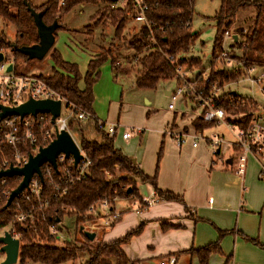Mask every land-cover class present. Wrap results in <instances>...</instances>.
I'll list each match as a JSON object with an SVG mask.
<instances>
[{
	"label": "trees",
	"instance_id": "16d2710c",
	"mask_svg": "<svg viewBox=\"0 0 264 264\" xmlns=\"http://www.w3.org/2000/svg\"><path fill=\"white\" fill-rule=\"evenodd\" d=\"M193 1L142 0V5L146 7L144 15L148 25H142L131 36L127 32L123 36L128 20H134L137 14L129 0L118 7H115L117 0H64L62 5L58 0H48L37 7L32 6L31 0H0L1 27L12 25L15 29L12 40L8 38L2 28L0 29V51L10 53L14 65L18 59L24 62L30 61L26 55L19 53L18 49L32 47L39 41L34 19L28 8H31L36 14L42 15V23L45 26L55 25L54 35H56V32L62 29L59 20L72 7L100 3L96 9L95 17L99 18L98 21L102 18L110 20V24L114 28L113 38L100 46L95 56L89 60L84 74H81L77 64L63 60L59 52L53 51L50 55L54 65L51 74L38 76L63 99L94 116L86 121L72 118L68 125L69 131L75 136L81 150L90 161V167L81 182L66 185L63 195L55 193L54 196L53 188L45 185L44 188L47 192L43 196V200L48 202L47 207L41 212L33 209L30 219L28 218L25 223L14 220L16 207L20 205L27 211L36 205V201H31L27 205L21 202L20 197H17L6 207L10 193L17 188L21 179L18 177L0 179V230L8 228V233L17 236L20 242L18 252L20 264L74 262L80 252H84L87 256L83 264H138L137 261H132L126 256L123 246L131 238L141 233L143 224L118 240L106 243L100 241L96 244L93 241H88L82 234L81 242L57 247L56 237L48 233V226L57 227L56 221L60 222L65 215H74L77 224L91 219L90 207H97L103 200H110L112 206L114 205L113 199L117 198L140 200L141 197L136 188L137 181L150 185L160 202L179 203L184 205L185 211H188L180 196L172 192L161 191L156 185V174L162 148L158 153L156 173L150 177L144 174L136 164H133L132 160L125 156L120 149L116 148L114 138L108 136L100 128L99 119L96 118L93 110V87L99 78L100 68L107 61L110 62L111 67L118 63L119 56H113L118 53L120 48L125 50L123 54L127 59L133 53L134 83L141 90H155L160 84L173 80L176 66L189 68L187 70L192 68L204 71L205 68H202L199 59L182 57L189 52L196 37L191 26ZM253 6L258 13L263 11L264 0L259 2L221 0V6L216 16L218 32L216 44L217 41H223L225 33L236 36L235 43L238 48H243V56L235 57L231 51H228V56L242 63L244 67L263 68L264 38L262 35L264 32L258 29L257 25L249 30L237 27L231 31V25L237 14L241 11L245 12ZM258 15L260 16V14ZM126 36L130 38H126ZM240 37L243 38V42L238 45ZM111 40L112 43H110ZM123 54L120 53V55ZM216 55L214 50L213 58ZM208 70V82L204 87L207 92L212 86L223 89L226 84L237 81L243 76V71L239 67L218 68V64L214 62L210 63ZM201 74L202 72L197 75L196 79H199ZM216 106L224 110L227 121L238 125L243 121H248L250 112L254 109V103L250 99L239 98L236 93L232 92L222 93L216 100ZM207 126L202 123L201 117L192 122V128L195 131ZM225 166L229 168L228 165ZM2 167L0 163V171ZM105 233L106 231L103 235ZM217 250L218 246L215 242L200 249H190L187 252L191 256L197 257L201 264H207L208 257Z\"/></svg>",
	"mask_w": 264,
	"mask_h": 264
},
{
	"label": "rangeland",
	"instance_id": "374dc122",
	"mask_svg": "<svg viewBox=\"0 0 264 264\" xmlns=\"http://www.w3.org/2000/svg\"><path fill=\"white\" fill-rule=\"evenodd\" d=\"M47 1L48 0H31V4L33 7H37ZM248 1L259 2L260 0ZM99 4L100 3L84 4L72 7L59 20V24H61L62 29L56 32L53 46L43 59L30 60L28 62L18 59L14 65V71L18 74L28 76H49L52 72V68H54L50 55L53 51H57L62 56L63 60L69 63L77 64L80 72H85L88 61L95 56L100 46L106 44L107 40L113 38L114 35V28L111 26L110 20L102 18L98 21L99 18L95 17V12ZM220 6L221 0L193 1L191 26L193 31L196 33V37L189 52L182 55V57L187 59H199L201 61L202 68L205 69H203L204 71L193 70L192 68L187 70L189 68L186 69L184 66L181 67L182 71L186 74V77L190 79V81L201 72L204 77L208 75V67L211 62L217 63L218 68L223 67L225 69H232L237 66V60L233 59L231 64H226L224 60L218 59L220 50H224L227 53L228 51H231L235 57L243 56V48H238L233 39H224L222 42L217 41L216 44V40H218L216 16L219 12ZM258 14H260V16ZM142 25V23H138L132 19L128 20L125 27L126 31H124L123 36L126 35V32L131 36ZM256 25L258 29L264 32V9L258 13L253 6L251 9L245 12L241 11L237 14L236 19L231 25V31L237 27L249 30ZM1 26L2 25H0V29L2 28V30L6 32L8 38L12 40L15 32L14 27L12 25H8L6 27ZM262 37L264 38V34ZM126 38L130 37L126 36ZM242 42L243 38L240 37L238 45ZM110 43H112V40ZM214 50L217 55L213 58ZM117 52L118 53L113 56H119L117 59L118 63L114 66L117 69L116 75L111 70V64L109 61H107L100 68L99 78H97L95 86L93 87V110L96 118L100 121H103L105 116H108V121L119 120V124L133 127L134 135L132 139L125 144L121 140V131H119L117 136L114 137V146L119 148L122 152H126L128 155L132 156L133 159L139 158L140 162L143 160L144 166L153 168L157 164L158 153L161 149L160 145L162 143L160 138L155 137L156 132L162 131L165 127V132L171 134L173 139L177 138L178 135L190 134L189 129L187 128L181 132H174L172 129L173 126L168 127L167 125L163 127L166 120L170 117V114H168L167 111L170 99L165 96V91L174 92L176 89V83L174 80H171L160 84L155 90H141L137 88L134 83L135 71L132 68V65H134L132 57L133 53H131L130 57L127 59L123 54L125 53L124 49L120 48ZM120 53L123 55H120ZM7 54L9 55L8 52ZM227 58L231 59L228 54ZM256 70L255 74H258L260 71H264V67H257ZM225 92L236 93L239 98L255 100L261 107L260 112L264 114V97L261 96L258 86L251 85L244 76H241L237 81L226 84L223 89L219 88L217 95H221ZM148 101L150 102L148 103ZM173 107L174 110L172 113L181 115V119L188 121L186 116H194L191 119V122L189 121L191 128L192 122L200 117V112L202 111L200 109L201 107L195 100L185 99L184 97H179ZM207 125L208 126L206 128L193 131V133H199L203 136V139H198L196 141L197 146L207 145L210 149L205 138H209L213 134L222 136L225 144L220 147V153L223 159L229 157L230 160V157L233 156V148L230 146V144L234 141L232 134L223 124ZM74 140L78 143L75 136ZM189 145H192V140L186 139L181 146L182 148H188L190 147ZM161 152L163 153V148ZM136 188L138 193L144 196L143 198H145V196L147 197L151 191L150 185L142 184L138 181L136 182ZM127 200L134 201L138 205L142 204V198L140 200L128 198ZM120 201L122 200L118 198L115 200L116 208L118 210L122 208L123 205L129 204L128 201H125V204ZM117 209L115 210L118 211ZM90 217L91 219H86L81 224H77V219L74 215H65L62 220L57 223L56 228L58 236L56 237L55 243L57 247H64L66 244L74 242H81L83 240V232L95 234V239L93 240L94 244L102 241L103 233L108 231L107 229H109V227L107 228L104 225V218L102 217L99 208L92 212ZM80 227H82V230H80ZM5 232H8V228L1 229L0 236H2ZM86 258V254L84 252H80L74 262H65L61 264H83ZM3 261L4 255L0 253V264H2ZM151 261L152 263L149 262L148 264L159 263V260L157 259ZM14 264H20V262L17 260ZM26 264L41 263L27 262Z\"/></svg>",
	"mask_w": 264,
	"mask_h": 264
},
{
	"label": "crops",
	"instance_id": "0c3cea01",
	"mask_svg": "<svg viewBox=\"0 0 264 264\" xmlns=\"http://www.w3.org/2000/svg\"><path fill=\"white\" fill-rule=\"evenodd\" d=\"M111 70L116 75L117 69L111 67ZM169 94L170 91H165L166 97L169 98ZM173 110L167 107L170 117L163 127L173 126L174 132L187 128L189 135H193L189 121L194 116H186V121L181 115L173 114ZM103 121L119 125L115 136L119 131L122 135L127 129H133L129 139L121 137L125 144L132 139L133 127L121 125L119 120L108 121V116ZM155 137L161 139L159 143L163 148L156 185L161 191L180 196L188 211L179 203L160 202L136 212L134 201L121 199L120 202L129 204L118 210L114 202V209L122 213V217L107 229L102 242L118 240L143 224L141 233L123 246L126 256L138 264L152 263L154 259L160 262L167 256H173L176 264H201L187 251L215 242L218 250L208 257L207 264H264V181L258 179L255 161L249 159L245 175L238 177L225 166L229 157L223 159L220 153L218 158H213L207 145L182 148L165 132V127L156 132ZM122 153L133 159L126 152ZM134 160L144 174L155 175L156 166L148 168L143 160ZM139 196L144 197L140 193ZM209 198L213 199L212 203Z\"/></svg>",
	"mask_w": 264,
	"mask_h": 264
},
{
	"label": "built area",
	"instance_id": "2783aa9c",
	"mask_svg": "<svg viewBox=\"0 0 264 264\" xmlns=\"http://www.w3.org/2000/svg\"><path fill=\"white\" fill-rule=\"evenodd\" d=\"M58 1L60 5L64 2V0ZM126 1L117 0L115 7L124 5ZM129 1L137 11L134 21L147 26L148 24L144 15L146 7L142 5V0ZM224 39H233V35L225 33ZM0 53H2L3 57L0 62L1 106L15 108L29 99L60 102L59 116L54 121L50 114H38L35 117L28 115L22 119L12 116L0 120V163L3 166L2 171L9 167H23L31 156H35L39 152V149L48 146L63 131L68 132L74 140V136L68 128L69 121L72 118L86 121L94 118V116L63 99L38 76L16 73L14 71L12 55L10 53L8 55L3 51H0ZM218 59L224 60L226 64L233 62V59L227 58V52L224 50L220 52ZM236 62L237 66L233 68H241L243 76L251 85H257L261 96L264 97V71L255 74L257 67H244L242 63ZM10 65L11 71L8 72L7 68ZM196 77L190 81L181 67H175L173 80L176 83V89L169 94L170 104L168 105V109H174L173 105L179 97L195 100L201 107L202 112L200 117L203 123L212 125L223 124L232 134L234 141L230 144L233 148V156L230 157L231 163L229 165L231 172L238 177H243L248 159L252 158L259 169L258 179L264 181V114L260 112L261 107L255 100L250 99L254 103V109L250 112L249 120L243 121L239 125L233 124L226 120L224 110L216 106V100L220 96V94L217 95L219 88L212 86L207 92L204 87L205 83L208 82V75L204 77L202 74L199 79H196ZM241 102L244 103L245 101ZM98 124L112 138L115 137L116 131L120 128L115 123H107L100 120H98ZM132 131V129L124 131L121 135L122 139H129ZM186 139L192 140V147L196 148V141L203 139V136L199 133L178 135L174 140L178 146H181ZM205 140L211 149V155L214 158H218L220 156V147L225 144L222 136L213 134L209 138H205ZM75 144L82 155V159L78 165H74L72 157L66 158L63 154H60L56 158V168H53L49 163L43 164L40 168V176L33 175L28 187L18 196L21 202L28 205L31 201H36V205L27 211L22 209L20 205H17L14 215L16 222L25 223L28 218L30 219L33 209L41 212L47 207L48 202L43 200V196L47 192L44 188L45 185L53 188L54 196L55 193L63 195L65 194L67 184L74 185L84 179L85 173L90 167V161L86 158L79 144L76 142ZM113 200L115 202L116 199ZM212 202L213 199L209 198V203ZM157 203H160V201L154 192H152L147 198H142V204L138 205L136 203L135 211L139 212ZM98 208L101 211L104 225L107 228L112 227L122 217V213L114 209V205L110 204V200H103L97 207L91 206L89 212L92 213ZM48 233L55 237L58 236L57 228L51 225L48 226ZM12 237L17 239L16 235H12ZM158 264H176V259L173 256H167Z\"/></svg>",
	"mask_w": 264,
	"mask_h": 264
},
{
	"label": "water",
	"instance_id": "95a60500",
	"mask_svg": "<svg viewBox=\"0 0 264 264\" xmlns=\"http://www.w3.org/2000/svg\"><path fill=\"white\" fill-rule=\"evenodd\" d=\"M33 19L34 25L39 37L38 44L32 47H25L18 49V52L24 54L30 60H41L48 53L53 46L55 40L56 26H45L42 23V15L36 14L31 8H28ZM233 40L236 41L237 37L233 36ZM2 53H0V62L2 61ZM7 71H11V65L8 66ZM60 102L51 100H32L29 99L25 103L15 108L3 107L0 105V120L16 116L22 119L25 116L31 115L32 117L38 114H50L54 121L59 116ZM63 154L66 158L72 157L74 165L82 159V155L79 152L71 135L63 131L57 135L48 146L39 149V152L35 156H31L28 162L23 167H9L6 170L0 171L1 178L18 177L21 179L17 188H15L9 195L6 207H8L14 199H16L29 185L33 175L40 176V168L43 164L49 163L53 168H56V158ZM132 163L136 161L132 159ZM228 165L231 163L227 161ZM59 221H56L58 223ZM82 230V228L80 229ZM84 237L88 241L95 239V234L90 232H83ZM19 252V240L12 237L8 232H5L0 236V253L4 255V261L2 264H14L18 260Z\"/></svg>",
	"mask_w": 264,
	"mask_h": 264
}]
</instances>
